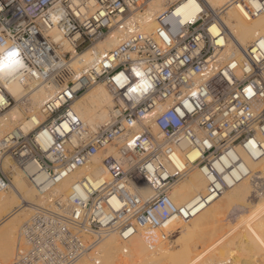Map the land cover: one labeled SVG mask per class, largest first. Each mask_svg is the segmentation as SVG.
I'll return each mask as SVG.
<instances>
[{"label":"built area","instance_id":"2783aa9c","mask_svg":"<svg viewBox=\"0 0 264 264\" xmlns=\"http://www.w3.org/2000/svg\"><path fill=\"white\" fill-rule=\"evenodd\" d=\"M147 2L0 0V61L15 52L20 71L53 90L39 124L0 137V191L10 185L5 157L40 194L98 154L107 173L84 176L35 206L20 230L25 249L11 264H74L109 232L126 242L139 229H154L169 240L176 230L167 220L185 223L218 198L228 188L224 175L240 163L235 154L222 157L247 150L264 127V36L243 50L241 61L224 60L226 28L215 12L180 23L172 4L144 32L135 16ZM115 32L114 48L74 64L79 52ZM97 83L112 105L107 120L91 129L72 103ZM13 102L0 85V113ZM256 142L263 156L264 139ZM193 150L208 183L178 205L169 191L184 172L174 160ZM145 186L151 193L143 197Z\"/></svg>","mask_w":264,"mask_h":264},{"label":"bare ground","instance_id":"6f19581e","mask_svg":"<svg viewBox=\"0 0 264 264\" xmlns=\"http://www.w3.org/2000/svg\"><path fill=\"white\" fill-rule=\"evenodd\" d=\"M169 4H174L171 12L178 17L180 23L195 20L199 13L208 10L219 16L226 28L221 54L224 60L233 58L241 61L243 50L264 36V0H244V3L234 0H148L146 5L136 12L135 19L140 29L144 32L153 31L156 26L154 15L165 11ZM251 12L256 17H251ZM118 37L120 35L115 32L86 47L77 54L74 64L88 63L93 54L114 48ZM2 62L8 66L0 69V85L12 97L14 104L4 113H0V137L14 129L28 132L39 124L42 120L40 107L53 93L47 85L24 75L20 71L19 61L12 58L9 62L8 56H5ZM111 105V94L102 83L86 89L72 103L77 115L91 129L107 120ZM152 130L156 133L155 128ZM262 136L264 137V127L257 132L256 140L250 142L247 150L236 147L234 153L229 152L222 157L221 160L224 161L227 156L233 157L235 154L240 163L224 175L228 188L218 198L184 224L177 222L175 217L166 222V225L182 226L179 241L186 235L206 232L204 229L207 227H213L215 232L217 228L220 229V237L216 232V238L202 246L201 251L206 252V257H202V260L198 254L195 256L191 253L187 246L182 247L180 252L169 250L165 242L160 240L157 230L139 229L126 242H121L113 232L99 234L101 238L98 246L74 264H89L92 259L98 260L99 264H264V196L257 192L259 182H262L261 186L264 185V155L261 156L256 149V141L263 140ZM106 152L112 153L114 150L109 147ZM197 156L196 150L176 155L174 164L184 172V176L169 191L175 204L187 203L205 190L208 179L200 167L193 164ZM101 158V154L94 156L90 163L72 171L42 194L27 181L9 157L4 158L2 166L10 174V185L6 190L0 191V264L12 263L13 258L15 260L25 249L24 240L20 236L15 241L16 231L18 228L21 230L28 222L35 206L44 205L50 196H62L75 181L84 176H107ZM214 167L220 170L217 163H214ZM249 172L250 174L245 176ZM150 193L146 186L139 191L143 197ZM253 195L258 199L251 204V201H254ZM251 198L253 200L250 201ZM230 207H238L240 211L236 215V223L230 221L234 226L227 227L228 223L224 222V218ZM227 221L229 222L228 219ZM184 243L187 244L185 241ZM155 246L156 249L150 251Z\"/></svg>","mask_w":264,"mask_h":264},{"label":"rangeland","instance_id":"374dc122","mask_svg":"<svg viewBox=\"0 0 264 264\" xmlns=\"http://www.w3.org/2000/svg\"><path fill=\"white\" fill-rule=\"evenodd\" d=\"M170 6V4L168 5V7ZM209 11V10H208ZM157 13H160V12H157ZM221 13H223V12H221ZM250 13V12H249ZM253 13V12H252ZM251 16V15H250ZM251 17H256V16H251ZM14 104V102L11 104V106ZM8 109V108H7ZM6 111V110H5ZM5 111H3V113L5 112ZM262 183V182H261ZM261 188H259L258 190H257V192L259 193V194H261L262 196H264V185H262V186H260ZM173 190V189H172ZM255 194V193H254ZM252 198H254V201H251V200H253ZM252 198L250 199V201H251V204H254L253 202H255L257 199H258V197H256L255 195H253L252 196ZM235 208V209H234ZM231 211V213H229ZM239 211H240V209L238 208V207H230L229 208V210L227 211V214H226V216H225V218H227L228 220H229V222L227 221V219H225L224 218V222H226V223H228V226L227 225H225V226H227V227H232V226H234L233 224H235L236 223V221H237V217H236V215L239 213ZM233 212V213H232ZM234 212H237V213H234ZM233 214V216H231V215ZM231 217H230V216ZM232 217L234 218V219H232ZM230 221H232L233 222V224L232 223H230ZM183 223V222H182ZM184 224V223H183ZM21 227V226H20ZM226 227V228H227ZM172 228H173V230H176L175 231V233L170 237V239L169 240H166V241H164L165 242V245H166V248H168L169 250H172V251H174V252H176V250L177 251H179L180 252V249L183 247V248H185L186 246L187 247H189V249L191 250V253L193 252L194 254H195V256L198 254L200 257H201V260L203 259L202 257H206L205 256V254H206V252H202L203 250L201 249V248H203L206 244H208V242L210 243V241H213L215 238H216V236L218 235V237H220V229L219 228H217L216 229V232L217 233H219V234H217L216 232H215V230L214 229H212V228H205L204 230L206 231V232H202V231H200V233L198 232V235L195 233V235H193V233L192 234H190V235H186V236H184V237H182V239H180V241L178 240V238L180 237V234H181V232H182V226L180 227V225H178V224H176V225H174L173 224V226H172ZM225 228V227H224ZM20 228H18V230L16 231V237H15V241H17V239H18V236H19V230ZM208 230H210V231H208ZM214 230V231H213ZM219 231V232H218ZM214 232V233H213ZM202 233V234H201ZM217 235H216V234ZM215 234V235H214ZM193 235V236H192ZM117 236V235H116ZM183 236V235H182ZM208 237V238H207ZM117 238H118V236H117ZM185 238V239H184ZM188 238V239H187ZM200 238V239H199ZM119 239V238H118ZM194 239V240H193ZM208 239V240H207ZM188 242H187V241ZM184 241L187 243V244H185L184 243ZM203 246V247H202ZM182 248V249H183ZM156 249V246L154 247V249H150V251H152V250H155ZM202 250V251H201ZM197 252V253H196ZM202 252V253H201ZM202 255V256H201ZM204 255V256H203ZM192 256V255H191ZM240 256H241V254H240ZM94 258V257H93ZM241 258V257H240ZM243 258V257H242ZM191 259H193V256L191 257ZM13 260H14V258H13ZM12 260V261H13ZM92 260H94V259H92ZM90 262L92 263L93 261H91L90 260ZM89 262V264H91ZM9 263H11V262H9ZM8 263V264H9ZM93 264V263H92Z\"/></svg>","mask_w":264,"mask_h":264},{"label":"snow or ice","instance_id":"6c2138e0","mask_svg":"<svg viewBox=\"0 0 264 264\" xmlns=\"http://www.w3.org/2000/svg\"><path fill=\"white\" fill-rule=\"evenodd\" d=\"M15 55H16L15 52L9 53V56H8V60H9V62L12 61V57H14ZM7 66H8L7 64H5V63H3L2 61H0V67H7Z\"/></svg>","mask_w":264,"mask_h":264}]
</instances>
